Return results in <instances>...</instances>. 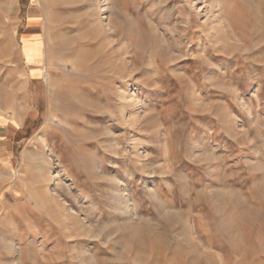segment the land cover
<instances>
[{
    "label": "rangeland",
    "instance_id": "rangeland-1",
    "mask_svg": "<svg viewBox=\"0 0 264 264\" xmlns=\"http://www.w3.org/2000/svg\"><path fill=\"white\" fill-rule=\"evenodd\" d=\"M0 264H264V0H0Z\"/></svg>",
    "mask_w": 264,
    "mask_h": 264
},
{
    "label": "bare ground",
    "instance_id": "bare-ground-1",
    "mask_svg": "<svg viewBox=\"0 0 264 264\" xmlns=\"http://www.w3.org/2000/svg\"><path fill=\"white\" fill-rule=\"evenodd\" d=\"M148 57L152 61V57H155V59H156L157 54L151 52ZM46 78L48 79V73L46 74ZM127 97H128L127 91H126V89L123 88V90L121 91V93H119V99H120L119 102L121 104H123V102L125 101V99L127 100ZM123 109H124V105L120 106V110H123ZM46 122L48 123V119H47ZM47 126H45V127H47ZM45 162H46V169H45V171H49V177H48V179H51V178L57 176L58 174L53 175L52 173H50L51 172L50 171V159H48V158L45 159ZM47 184L49 185L50 182L47 183ZM54 190H55L54 188L51 189V192L52 193H48L49 190H47L45 192H46L47 195H49V196H51V197H53L55 199V198L59 197V193L57 191H54ZM113 190H114V193H113L114 200H113V204L111 205L113 211H117L119 209V210L122 211L123 214H126V215L129 214L130 211L128 210V206H127V203H126V195L127 194L125 192V189H122V188H119V187H115L114 186ZM66 210H67V213L69 215H77V211L74 210V208L71 207V206H68V208H66Z\"/></svg>",
    "mask_w": 264,
    "mask_h": 264
}]
</instances>
